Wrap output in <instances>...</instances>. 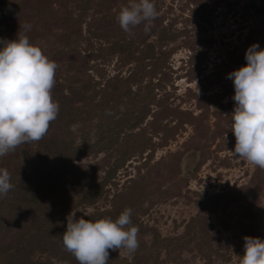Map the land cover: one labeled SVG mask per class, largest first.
<instances>
[{
	"label": "rangeland",
	"instance_id": "obj_1",
	"mask_svg": "<svg viewBox=\"0 0 264 264\" xmlns=\"http://www.w3.org/2000/svg\"><path fill=\"white\" fill-rule=\"evenodd\" d=\"M130 0H0V40L20 25L58 64L57 119L0 157V264H78L67 217L113 221L132 209L139 248L108 264H240L264 240V170L233 154L227 75L264 49V0H150L151 31L124 32ZM121 106L123 111H121ZM80 127L76 133L73 124ZM129 226V227H130Z\"/></svg>",
	"mask_w": 264,
	"mask_h": 264
},
{
	"label": "clouds",
	"instance_id": "obj_2",
	"mask_svg": "<svg viewBox=\"0 0 264 264\" xmlns=\"http://www.w3.org/2000/svg\"><path fill=\"white\" fill-rule=\"evenodd\" d=\"M157 16L150 0H130L116 19L126 33L141 24L148 33ZM30 29V24L20 25L15 40H0V157L24 143L42 140L59 114L60 106L52 98L58 64L30 42L25 35ZM259 47L251 45L245 53L247 65L227 78L233 81L235 92L231 131L236 143L231 152L264 170V49ZM79 127L73 124L70 130L76 133ZM10 181L8 170L0 168V197H7L13 189ZM131 216V208L124 209L115 221L76 219L72 212L61 237L63 247L78 264H108L109 250L123 249L133 255L139 248V228L130 226ZM244 241L240 264H264V240L246 236Z\"/></svg>",
	"mask_w": 264,
	"mask_h": 264
},
{
	"label": "trees",
	"instance_id": "obj_3",
	"mask_svg": "<svg viewBox=\"0 0 264 264\" xmlns=\"http://www.w3.org/2000/svg\"><path fill=\"white\" fill-rule=\"evenodd\" d=\"M246 4H248L249 9L253 12H255V8L253 3H251V0H244ZM0 28H2V22H1V17H0ZM0 47H2V45H0Z\"/></svg>",
	"mask_w": 264,
	"mask_h": 264
}]
</instances>
